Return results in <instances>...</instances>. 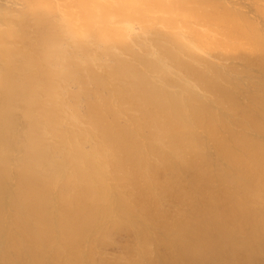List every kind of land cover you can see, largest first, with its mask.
I'll return each mask as SVG.
<instances>
[{
    "label": "bare ground",
    "instance_id": "6f19581e",
    "mask_svg": "<svg viewBox=\"0 0 264 264\" xmlns=\"http://www.w3.org/2000/svg\"><path fill=\"white\" fill-rule=\"evenodd\" d=\"M0 264H264V0H0Z\"/></svg>",
    "mask_w": 264,
    "mask_h": 264
}]
</instances>
